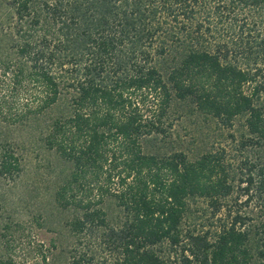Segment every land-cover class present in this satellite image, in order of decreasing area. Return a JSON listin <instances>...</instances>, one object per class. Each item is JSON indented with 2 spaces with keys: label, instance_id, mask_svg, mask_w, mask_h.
Wrapping results in <instances>:
<instances>
[{
  "label": "trees",
  "instance_id": "obj_1",
  "mask_svg": "<svg viewBox=\"0 0 264 264\" xmlns=\"http://www.w3.org/2000/svg\"><path fill=\"white\" fill-rule=\"evenodd\" d=\"M0 16V122L66 167L61 231L45 247L0 220V264L31 246L35 264H264V0H0ZM194 114L227 143H180ZM20 170L4 147L0 176Z\"/></svg>",
  "mask_w": 264,
  "mask_h": 264
},
{
  "label": "rangeland",
  "instance_id": "obj_2",
  "mask_svg": "<svg viewBox=\"0 0 264 264\" xmlns=\"http://www.w3.org/2000/svg\"><path fill=\"white\" fill-rule=\"evenodd\" d=\"M217 129V123L199 114L179 118L174 124L175 137L188 148L204 145L205 141L225 145L227 134L220 136ZM34 136L21 129L9 131L0 122V154L4 147H12L21 159L20 172L0 176V220L22 223L27 243L30 238L34 243L43 241L48 247L64 222L65 214L55 201V190L66 167L54 151H48ZM32 247H27L25 257L35 264L39 260ZM61 254L60 264H67L66 254Z\"/></svg>",
  "mask_w": 264,
  "mask_h": 264
}]
</instances>
